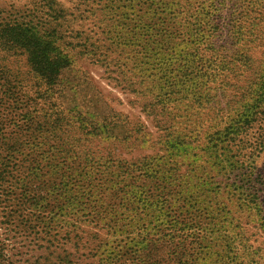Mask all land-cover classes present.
Here are the masks:
<instances>
[{"label": "rangeland", "instance_id": "1", "mask_svg": "<svg viewBox=\"0 0 264 264\" xmlns=\"http://www.w3.org/2000/svg\"><path fill=\"white\" fill-rule=\"evenodd\" d=\"M60 1L64 17L50 18L46 36L56 40L73 60L65 72L68 80L56 84L52 92L51 105L63 111L67 121L56 133H47L45 141L42 136L35 140L37 152L44 150L45 156L57 161L38 167L39 177H30L27 193L25 180L31 161L22 151L30 152L26 140L33 133L18 134L22 150L10 159L0 134V246L4 248L0 264H113L107 262L113 249L124 255L117 264H139L146 259H152V264L155 259L176 264L170 259L179 248L164 242L166 225L138 210L133 194L110 188L85 192L88 187L82 183L79 189L83 181L77 174L87 171L91 163L96 184L109 165L118 168L122 164L113 177L120 175L118 188L135 182L134 189L144 191V195L158 193L149 187L151 180H138L139 172H132L133 165L144 159L171 160L167 152H173L172 145L179 141H166L182 129L194 134L193 145L200 146L191 155L178 157L182 182L190 178L194 184L197 181L207 186L200 189V199L191 203L205 211L207 222L219 219L228 225L230 214L234 215V224L241 222L247 242L264 255V207L253 204L246 190L248 170L259 171L264 179V114L243 135L241 151L246 160L239 161L234 170L229 166L231 161L224 162L228 169L215 168L200 154L206 146L225 140L233 122L232 107L242 111L240 105L229 101L244 95L241 87L252 82L264 61V0ZM43 2L0 0V24L9 19L47 23ZM240 25L246 40L235 36L234 31L242 29ZM241 45L248 48L250 65L236 59ZM220 55L230 61V69L218 64ZM202 65L215 75L198 76ZM0 66L12 70L0 79L13 77L25 91L16 103L21 109L0 107V131L9 136L17 122L24 124L23 112L38 111L43 117L49 103L46 98L31 99L37 80L24 53L15 54L0 46ZM171 90L170 108L179 118L177 125L172 119L168 123L162 119L167 113L156 108L157 94L166 95ZM94 127L98 129L93 131ZM193 129L198 133H191ZM218 131L221 135L215 134ZM254 152V158H248ZM49 167L57 168L58 174H73L78 181L63 183ZM258 182L264 200V185L262 189V181ZM67 190L82 194H59ZM94 204L105 207L100 215L105 219L94 213ZM139 217L144 243L136 241L139 231L128 229ZM121 229H128L132 237L128 233L121 236ZM231 231L237 237L238 229Z\"/></svg>", "mask_w": 264, "mask_h": 264}, {"label": "trees", "instance_id": "2", "mask_svg": "<svg viewBox=\"0 0 264 264\" xmlns=\"http://www.w3.org/2000/svg\"><path fill=\"white\" fill-rule=\"evenodd\" d=\"M44 1H46L43 3L47 8L49 16L47 23L39 25V22L34 23L33 21L9 19L0 24V46L8 51H14L15 54L24 53L27 58L30 73H32L37 80L35 84L37 88L36 94L32 96L31 99L38 100L40 98H46L49 103L43 117L39 116L38 111H25L21 114L24 120L23 125L17 122L18 125L9 136L0 131V134L3 136L2 142L7 145L5 150L7 151L9 159L15 152H21L22 150L21 144H18V134L23 132L33 133L32 137L26 140V145L30 148V152L25 153V151H22L31 161L30 173L25 180V193H27L29 189L30 177H39V174H37V172H39L38 167H40L41 164L57 161V158H50L49 155L45 156L44 150L37 152L34 147L38 142L35 140L42 136L44 139L42 141H45L48 138L47 133L51 131L56 133L67 121L65 113L63 111L59 112L58 109L55 110L51 105L54 100L52 92L56 84L67 79L65 72L69 70L71 61L73 62L70 54L61 49L56 40L50 36H46V33H48V28H46V26H50V18L52 17L53 20H58L60 17H64L62 13H65V8L62 7L60 0ZM240 27H242V29L239 28L234 31L238 40L243 39L245 36L243 30L244 26L240 25ZM246 39L247 38L243 40ZM236 52L238 54L237 60L245 65L251 64L252 59L248 53L247 46L241 45ZM220 56L222 58L218 64L230 69V61H228L225 56ZM204 66L205 65H202L200 70L201 74L198 76L215 75L213 70L209 71L207 68H204ZM11 74L12 70L8 69L7 66H0V77ZM189 79H186L184 82V87L181 92L184 91L187 80ZM42 87H44V89ZM241 88L242 94L244 93V95L242 97L234 96L229 103L240 105L242 111H239V108L236 106L232 107L230 115L233 122L228 127L225 140L215 142L212 146H206L204 149L206 151L200 153L202 157L207 156L206 161L207 163L210 162L212 167L228 169L230 166L232 170H234L237 167V163L243 159L241 151V144L243 143L241 140H244L243 135L248 129L254 126L255 122L264 114V61L262 65L257 68L252 82L243 85ZM172 95V90L166 95L158 93L156 96L158 102L156 108L162 109L164 114L167 113L168 116L162 119H165L167 123L171 122L172 119L175 121V125H177L179 123V118L176 113H174L175 110L170 108ZM23 96H25V91H22L21 83L17 82L15 78L0 79V107L6 105L8 107L12 106L17 110L21 109V106L16 103L21 101ZM28 97H31L29 93ZM173 106L175 107V105ZM44 110L45 107H41V111ZM79 115H81V113H79ZM81 117L84 121L85 116L82 115ZM169 126L173 128L171 124ZM96 129L98 128L94 127L93 131H96ZM35 131H37V133H34ZM190 131L191 133H198L195 129ZM215 134L221 135V131L215 132ZM34 135L35 137H33ZM193 135L194 134H189L182 129L176 131L171 140L167 139V144L171 141H179L177 146H175V144L172 145L173 152H167L168 156L167 154L165 155L170 157L171 160L163 158V160L149 162V160L153 159H144L138 165H133L132 172H139L138 180L142 182H146L148 179L151 180L152 183L149 184V187H154L158 193L151 191L149 195H144V191L142 192L141 190L134 189L135 182L118 188L121 183L119 180L120 175L116 174L117 177H113L115 171L119 167L124 166L122 164L119 165L118 168L109 165L105 176L103 178L100 177L99 182L95 184L96 177L93 175V165L89 163L87 165L89 166L87 171L83 170L77 174V176L80 177L79 181H83L79 182L81 183L79 189L81 190L83 183V186L88 187V191L85 192L89 193H99L104 188H110L112 190L119 189L116 193L133 194V202L138 210H141L146 215L151 214L157 221H162V225H166L165 229H167L168 232L164 230L162 233L164 242L174 244L179 248L175 251L173 259H170V261H174L176 264H264L263 253L260 249L254 248L251 243L247 242L248 238L246 237V231L243 229L241 222L239 221L238 224H234L236 219L234 215L230 214V224L228 225L219 222V219H210L207 222L208 215H205V211L195 207L191 203L194 199H200V189L207 187L205 184L203 185L202 182L195 181L194 184L191 182L193 179L190 178H186V182H182L183 175L179 174L180 166H178V157L180 155H191L192 151L200 147L199 145H193V140H196ZM260 143H262V141ZM254 155L255 152L250 154L248 158H254ZM230 161L231 164L229 166L224 165V162L228 164ZM173 163L175 166L172 165ZM252 166H254V164H252ZM256 167L257 166H254V168ZM49 171L58 174L57 168L55 167H49ZM221 173L222 172L219 170L218 174ZM246 174L249 183L246 190H249V194L253 197V204L264 207V200L261 199L262 190L258 182L262 181L261 187L263 189L264 179H261L262 174L259 171L257 173L255 169L251 171L248 170ZM81 176H83V179H81ZM58 177L63 180V183L66 182V184L78 181L73 177V174L68 175L63 173L58 174ZM86 178L87 184H84ZM123 179L126 180V176H124ZM126 187L129 189L126 190ZM59 194L82 193L67 190ZM242 202L243 201H241V204ZM84 203L88 204L86 201ZM93 207L95 210L97 209L94 213H98L100 218L105 219V216H100L103 213L101 210L105 207L100 204H98V206L94 204ZM230 212L231 211H228L226 213ZM96 219L99 218L96 217ZM141 220L142 217L135 218L134 222L131 224L132 228L129 227L128 229L135 233L139 231V238L136 239V241L144 243V238H140V231L143 230H140ZM109 224L111 225L110 222ZM230 226L232 229H238L237 237L233 236ZM128 229H126L127 232H123L121 229V236H124V233L127 234L129 231ZM128 234L132 237L130 233ZM127 241L129 240L127 239ZM148 250H151L150 246ZM120 255L124 256L120 249H113L107 258V262L117 264L121 259ZM1 256H4V248L2 246H0V257ZM150 260L152 259L141 260L139 264H152ZM120 264H125V261L120 262ZM154 264H168V262L161 263L155 259Z\"/></svg>", "mask_w": 264, "mask_h": 264}]
</instances>
